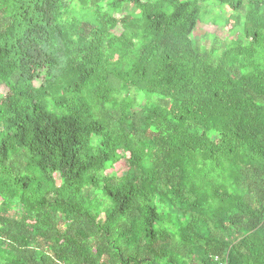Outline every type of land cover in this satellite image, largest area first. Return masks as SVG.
I'll return each mask as SVG.
<instances>
[{"label": "trees", "instance_id": "trees-1", "mask_svg": "<svg viewBox=\"0 0 264 264\" xmlns=\"http://www.w3.org/2000/svg\"><path fill=\"white\" fill-rule=\"evenodd\" d=\"M0 89V264H264V0H0Z\"/></svg>", "mask_w": 264, "mask_h": 264}, {"label": "rangeland", "instance_id": "rangeland-1", "mask_svg": "<svg viewBox=\"0 0 264 264\" xmlns=\"http://www.w3.org/2000/svg\"><path fill=\"white\" fill-rule=\"evenodd\" d=\"M202 25V27H203V30H202V32H205V30H212V31H215L218 35H220V36H226L228 33H229V29H228V27H223V26H221V24L219 25H217V26H214V25H210V26H205V24H201ZM0 92H1V89H0Z\"/></svg>", "mask_w": 264, "mask_h": 264}]
</instances>
